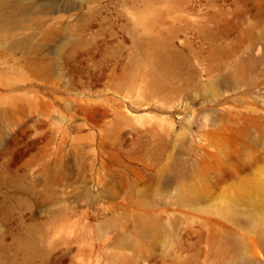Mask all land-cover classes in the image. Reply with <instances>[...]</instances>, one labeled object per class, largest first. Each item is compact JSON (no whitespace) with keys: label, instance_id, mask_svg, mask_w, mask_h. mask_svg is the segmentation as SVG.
<instances>
[{"label":"rangeland","instance_id":"rangeland-1","mask_svg":"<svg viewBox=\"0 0 264 264\" xmlns=\"http://www.w3.org/2000/svg\"><path fill=\"white\" fill-rule=\"evenodd\" d=\"M6 1L0 264H204L217 228L264 264L217 213L264 209V0Z\"/></svg>","mask_w":264,"mask_h":264},{"label":"bare ground","instance_id":"bare-ground-1","mask_svg":"<svg viewBox=\"0 0 264 264\" xmlns=\"http://www.w3.org/2000/svg\"><path fill=\"white\" fill-rule=\"evenodd\" d=\"M6 0H0V11L6 7ZM25 44V40H19L17 42H11L8 44L7 48H17L23 46ZM39 67V73L43 75V73L47 70L46 64L42 62ZM48 74V73H47ZM177 159V158H175ZM175 160H171L167 162L162 170L159 171L158 180L162 178V186H167L166 182L167 176L174 172V168H177ZM187 178V177H186ZM180 189V191L184 192L185 200L189 202L197 201L198 198L196 196H187L185 192V184L176 183L172 186ZM188 194H194L195 188L193 186H188L186 188ZM250 198H245L244 196H238L237 201L247 202ZM263 202V199H262ZM264 209L263 207L259 210H253L250 212L244 213L239 208L236 207L235 204L232 205H222L217 209V213L225 218L226 220L236 224V225H244L249 228L247 231L249 234H252L254 238L251 239L253 246L261 247L264 251ZM162 221L164 227L166 223L164 220ZM158 219L153 216H141L137 219V234L134 235V240L130 243L137 249L142 247L140 243L139 236L143 234H151L154 236H158L159 232L162 233L160 225L162 223ZM167 221V220H166ZM169 221V220H168ZM215 237L213 238L215 242H212L216 248H220L221 251L215 252L212 256L205 258L204 264H259L255 262L253 254H245V242L241 238V236L231 230L228 229H215ZM131 236V235H130ZM129 238V237H128ZM127 238H126V241ZM193 264H198V260L194 261Z\"/></svg>","mask_w":264,"mask_h":264}]
</instances>
